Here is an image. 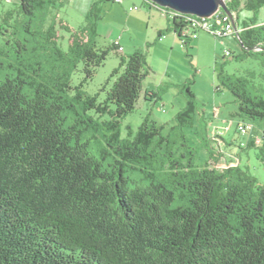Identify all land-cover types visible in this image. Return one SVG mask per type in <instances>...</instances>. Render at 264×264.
Instances as JSON below:
<instances>
[{
	"label": "trees",
	"instance_id": "obj_1",
	"mask_svg": "<svg viewBox=\"0 0 264 264\" xmlns=\"http://www.w3.org/2000/svg\"><path fill=\"white\" fill-rule=\"evenodd\" d=\"M60 6L59 0H18L27 23L37 17L43 25L50 18L45 32L56 55L41 79L0 81V264H264V183L238 164L221 170L194 165L192 152L172 149L170 137L161 133L164 125L147 117L134 136L127 125L122 137L121 119L135 109L141 93L158 98L141 88L146 54L134 50L125 57L115 43L97 45L96 2L82 26L58 19L69 33L63 48L55 28ZM226 6L243 51L238 58L252 56L264 79V17L257 16L264 0H227ZM242 10L253 15L240 18ZM190 16L169 19L185 49L192 39H183L181 30ZM111 53L120 55L119 65L97 101L82 83L72 84L71 70L84 73L83 80L92 77ZM255 75L224 76L242 121H264V88L254 83ZM190 88L185 85L187 102L171 130L193 126L196 99ZM97 128H104L115 154L108 162L109 151L95 155L83 138ZM245 146L256 150L264 166V134ZM126 166L149 169L144 170L149 183L135 181L131 187ZM165 182L180 188L185 205H172L176 194Z\"/></svg>",
	"mask_w": 264,
	"mask_h": 264
},
{
	"label": "rangeland",
	"instance_id": "obj_2",
	"mask_svg": "<svg viewBox=\"0 0 264 264\" xmlns=\"http://www.w3.org/2000/svg\"><path fill=\"white\" fill-rule=\"evenodd\" d=\"M62 1V6L56 11L55 28L60 36L57 43L65 48L69 33L58 27V19L64 20L68 17L74 28L84 25L85 20L79 4L82 0ZM94 2L99 7L95 40L98 46H108L113 37L120 33L114 29L115 32L109 35L108 25L115 24L121 16L116 13L113 15V12L109 13L108 7L112 4L109 0ZM8 9L11 12L10 18L5 21L2 19L3 13ZM252 15V11L242 10L239 17ZM257 16L259 19L264 17V7L258 11ZM37 20L38 18L35 17L27 23L30 18L20 12L18 0H2L0 3V81L13 76L41 79L42 73L51 69L49 61L56 54L55 48L47 42L45 32L46 27L50 25V18L47 17L43 25ZM197 36L200 37L198 46L194 42L187 45L186 49L180 45L179 51H172L171 56L150 47L143 50L146 54L148 72L142 80L141 88L142 91L147 89L156 92L158 98L148 100L141 93L135 109L121 119V135L125 136L131 129L130 133L134 136L143 119L147 117L164 125L161 133L170 137L172 149L187 156L192 152L194 165L202 166L204 163H210L209 167L214 166L221 170L228 165L238 164L256 176L260 183H264V166L257 158L256 150L246 146L239 148L242 143L248 141V138L255 139V142L259 141L264 134V121H242L236 113L238 110L236 97L223 84L225 75L242 76L249 75L253 71L256 74L254 83L264 88V79L258 76L261 67L252 56L243 55L238 58L243 51L233 36L218 38L207 30L198 31ZM227 51L231 52L232 56L227 55ZM119 57L120 55L111 53L103 64L96 68L92 77L84 80V73L72 69V84L82 83V90L90 95L97 94V101L103 100L105 92L100 88L104 85L108 88L112 84L114 77L110 74L118 67ZM185 85L191 87L196 99L193 126L171 130L176 124V114L187 102ZM71 92L73 93L74 90ZM241 122H249L252 131L240 133L237 127ZM127 125L130 129L126 127ZM103 129H89L83 138L89 141V150L95 155L100 156L102 148L109 151L110 154L106 155L105 159L108 162L115 154L112 152L111 155L112 149L107 145ZM215 158L218 160L213 164ZM144 170L149 171L146 168L142 169V166L139 169L126 166L125 176L129 178L131 187L135 186V181L149 183L150 177L145 175ZM159 172L162 171H155L157 174ZM165 184L172 187L168 182ZM173 190L176 195L172 205L175 207L185 205L187 200L177 195L180 188L174 187Z\"/></svg>",
	"mask_w": 264,
	"mask_h": 264
},
{
	"label": "crops",
	"instance_id": "obj_3",
	"mask_svg": "<svg viewBox=\"0 0 264 264\" xmlns=\"http://www.w3.org/2000/svg\"><path fill=\"white\" fill-rule=\"evenodd\" d=\"M59 1L62 6L63 1ZM94 1L96 0L79 1L84 20L86 12H88ZM109 1L112 2L111 0ZM1 2L2 0H0ZM5 11L4 13L7 14L10 9ZM108 11L109 13L113 12V15L116 13L121 16L115 24L112 21L113 25H108V33L109 35L113 34L115 32L114 29L120 32L118 36L113 37L110 44L118 40L123 55L129 54V52H133L134 50H147L149 47L157 52L168 53L170 56L172 55L170 54L172 51H179L182 42H180L179 37L174 32L169 18L165 17L161 10L151 5V3L145 0H122L120 3L112 2L108 7ZM63 22L72 27V22L68 17ZM199 41L200 37L197 36L191 43L194 42L198 46L200 44ZM248 140L251 141L252 138H248Z\"/></svg>",
	"mask_w": 264,
	"mask_h": 264
},
{
	"label": "built area",
	"instance_id": "obj_4",
	"mask_svg": "<svg viewBox=\"0 0 264 264\" xmlns=\"http://www.w3.org/2000/svg\"><path fill=\"white\" fill-rule=\"evenodd\" d=\"M115 3H120L122 0H111ZM148 2V0H145ZM150 3V2H149ZM154 6V5H153ZM157 7V6H155ZM136 8V7H133ZM130 8V9H133ZM161 10V12L165 15V17L171 19L173 16L180 14V12L174 11L165 7H157ZM186 25L181 30V36L183 39L191 38L195 39L197 37V32L200 30H207L209 33L213 34L218 38H227L229 36H234L237 29L234 27L228 15H224L221 11H217L214 15L208 17H196L192 15V17L185 18ZM113 43L118 45V49L122 52L121 46L118 44V40H115ZM227 55H231L232 53L227 51ZM240 133H246L248 131H252V125L249 122H242L238 124L237 127ZM245 144L242 143L241 146Z\"/></svg>",
	"mask_w": 264,
	"mask_h": 264
},
{
	"label": "water",
	"instance_id": "obj_5",
	"mask_svg": "<svg viewBox=\"0 0 264 264\" xmlns=\"http://www.w3.org/2000/svg\"><path fill=\"white\" fill-rule=\"evenodd\" d=\"M157 6L172 9L180 14H189L196 17H210L222 10L228 15L234 27V14L226 6L227 0H149Z\"/></svg>",
	"mask_w": 264,
	"mask_h": 264
},
{
	"label": "clouds",
	"instance_id": "obj_6",
	"mask_svg": "<svg viewBox=\"0 0 264 264\" xmlns=\"http://www.w3.org/2000/svg\"><path fill=\"white\" fill-rule=\"evenodd\" d=\"M154 4V3H153ZM242 123V122H241ZM245 146V145H244Z\"/></svg>",
	"mask_w": 264,
	"mask_h": 264
}]
</instances>
